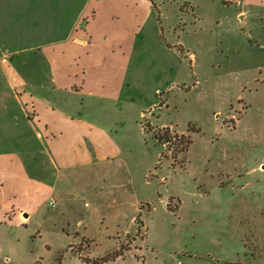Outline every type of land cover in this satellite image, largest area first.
<instances>
[{
    "label": "rangeland",
    "instance_id": "rangeland-1",
    "mask_svg": "<svg viewBox=\"0 0 264 264\" xmlns=\"http://www.w3.org/2000/svg\"><path fill=\"white\" fill-rule=\"evenodd\" d=\"M156 2L173 46L153 16L130 64L148 132L112 135L107 180L4 232L0 264H264V0Z\"/></svg>",
    "mask_w": 264,
    "mask_h": 264
},
{
    "label": "crops",
    "instance_id": "crops-1",
    "mask_svg": "<svg viewBox=\"0 0 264 264\" xmlns=\"http://www.w3.org/2000/svg\"><path fill=\"white\" fill-rule=\"evenodd\" d=\"M153 16L173 46L156 0H0V238L107 180L120 128L145 132L130 64Z\"/></svg>",
    "mask_w": 264,
    "mask_h": 264
},
{
    "label": "trees",
    "instance_id": "trees-1",
    "mask_svg": "<svg viewBox=\"0 0 264 264\" xmlns=\"http://www.w3.org/2000/svg\"><path fill=\"white\" fill-rule=\"evenodd\" d=\"M170 128L169 127H164L163 128V135H165V134H167V133H169V130ZM144 130H145V128H144ZM145 132H146V130H145ZM162 135V136H163ZM154 138L158 141V143H159V139H161L160 137H159V135H155L154 134ZM182 139H181V141H180V146H179V150L180 151H187V149H188V147H189V144L191 143V136L189 135V136H186L185 138H183V137H181ZM164 139H167V136L165 135V137H164ZM169 141V140H168ZM167 206H169V203H168V205ZM117 254H118V251H113L111 254H108L107 256H103V257H101L100 259H98V261H97V263L99 262V263H103V262H105V261H108L109 259H114V258H116L117 257ZM98 263V264H99Z\"/></svg>",
    "mask_w": 264,
    "mask_h": 264
},
{
    "label": "built area",
    "instance_id": "built-area-1",
    "mask_svg": "<svg viewBox=\"0 0 264 264\" xmlns=\"http://www.w3.org/2000/svg\"><path fill=\"white\" fill-rule=\"evenodd\" d=\"M1 60H2V62H5V61H6V58H5V57H3Z\"/></svg>",
    "mask_w": 264,
    "mask_h": 264
}]
</instances>
